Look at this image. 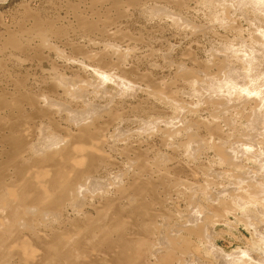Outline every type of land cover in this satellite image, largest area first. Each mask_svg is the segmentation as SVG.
<instances>
[{"label": "rangeland", "instance_id": "obj_1", "mask_svg": "<svg viewBox=\"0 0 264 264\" xmlns=\"http://www.w3.org/2000/svg\"><path fill=\"white\" fill-rule=\"evenodd\" d=\"M128 2L122 8L124 0H0V197L13 188L25 191L24 207L37 205L42 192L30 184V172L40 163L53 176L69 169L54 157L43 159L49 136L72 138L64 108L56 114L36 104L46 95L70 102L63 88L52 85L54 76L61 83L96 79L88 69L99 68L137 87L121 100L116 84L108 82L113 105L93 119L94 130H85L132 135L130 145L119 141L110 159L89 168L80 181L104 179L106 189L122 180L121 195L89 198L79 207L61 206L59 197L45 207L60 216V223L39 228L46 234L34 243L36 261L16 252V243L30 234L24 230L14 242L15 233L0 234V264H222L221 253L241 250L248 254H239L242 264H264V259L257 262L262 250L255 243L264 234L257 210H264V170L259 158L251 157L264 146V108L256 120V101L245 104L235 94L226 102L215 93L226 75L247 85L264 80V43L257 39L264 14L249 0H234V10L226 6L228 0ZM158 6L174 18L151 16ZM250 50L257 56L253 67L244 60L252 57ZM169 122H177L172 130ZM249 142L254 146L244 152ZM223 154L235 164H226ZM24 216L33 219L21 211L19 217ZM137 248L149 252L148 260L134 257ZM20 251L31 255L22 253V246ZM77 252L89 260L74 259Z\"/></svg>", "mask_w": 264, "mask_h": 264}, {"label": "bare ground", "instance_id": "obj_2", "mask_svg": "<svg viewBox=\"0 0 264 264\" xmlns=\"http://www.w3.org/2000/svg\"><path fill=\"white\" fill-rule=\"evenodd\" d=\"M124 1L125 3L122 6V8H125L129 3L128 1L130 0H124ZM249 1L250 4L251 3L253 4V8L255 10L260 11L264 14V0H249ZM228 2L230 4L226 6H230V8L234 10V0H228ZM113 3L111 7H113ZM243 3H247V1L246 2L244 1ZM157 14L158 17H160V19L168 18V16H172V12L167 7L165 8L164 6L155 7L154 11L150 13L151 16H155ZM165 14H167L168 16H166ZM172 18L174 17L172 16ZM261 26L263 29L261 31L259 30L260 34L257 39L261 42L263 41L262 43H264V24H262ZM256 48L259 49L260 53L261 52L263 53L262 46L258 45V47ZM250 54L252 55V57L250 56ZM248 55L250 57L248 58V56H245L244 60L250 63L251 65L250 67H253L252 62L256 60L257 56H255L256 54H254V50H250ZM70 62H74V60H70ZM76 63L80 64V66H84V62H76ZM86 68H90V66H86ZM88 70H92V72L96 74V79L87 76L86 79H78V81H75L73 83L68 78H65L64 82L61 83L62 80L60 78L58 79L57 75L54 76L53 79H51L53 86L61 87L64 89L65 95L70 101L69 103H60L57 100L53 99V97L47 95L43 96L42 100L36 102L38 107H41L42 109H46L49 112H54L56 114L60 110V108L61 109L64 108L63 110H65V114H64L65 121L68 123L69 121H71V123H69L71 124L72 127V130H70L71 132L70 137L73 138V136H75V139H77V141L75 143H72V138H69L67 140L65 139L57 140L56 137L51 138L49 136L47 141L45 142L46 147L44 148V152H43L44 160H47V158L50 157H54L59 162V164L61 165L67 164L69 166V169L65 170L63 173L55 174L53 176L48 174V171L45 169L44 164L40 163L36 166L34 170L30 172V175L28 176L30 184L32 185V187L36 189H40L42 192V196L37 200L38 202L37 205L24 207L22 204L26 195L25 191L21 190L20 192H17L13 190V188L8 189L7 193H5L3 196L0 197V216H3V219H0V234L11 237L15 233L16 234L15 237L12 238V242H14L15 240H19L23 238L24 230H28L30 232L28 236L23 238L19 243H16L15 245L17 254L22 256L26 261L33 262L36 261L37 259V257H35V253L37 252V250L34 246V243L35 241L43 242L42 236L44 237L46 234L44 232H41L39 228L52 229L53 228L52 226L54 224L59 225L60 223V221L58 222L60 216H58L57 213L52 211L50 212L49 209L45 208L48 204L56 201L59 197H61V199L57 200L58 202H61V206L70 204L79 207L81 203H84L89 198H93V199L103 198V197L105 198V196L107 195L109 199H112L121 195L120 190L123 186L122 185L123 183H121L122 180L119 181V184L108 183L109 188L106 189L105 186L107 185V181L104 179L90 180L86 185H84L82 182L80 183V181L82 178L88 176L89 168L104 163L105 160L107 161L108 159H110L109 153L115 149L116 144L119 141L120 143H124V145H130L131 142L129 137L132 135L130 136L128 135L124 138H118L113 134L107 135L103 131H96L95 135L87 134L85 133V130L86 129L94 130V123L92 122L93 119L96 118L97 115H99L101 112H104V109L108 108L109 105H113V99L110 92L111 88L108 82L112 81L114 82V84H116V86L118 87V92H116V94L118 93L119 96L120 93L122 94L120 97L121 100H124L125 97H128L124 95L125 93L130 92V90L134 92V89L137 87H135L130 80L125 79L122 76H118L113 72L104 71L99 68H90ZM52 74L54 75L56 73L52 72ZM237 75L238 74H236V76ZM221 81L215 90L216 95L225 97L226 102L230 100V95H235V94L242 95L241 96L243 99L242 103L248 104L251 101H256L257 104L255 103V107L257 106L258 109H256V113L255 112L253 113V118L254 116L256 120H258V118H261L260 110L264 108L263 79L260 80V82L254 80L253 81L254 83H252L251 85H247L246 83H243L240 80H236L234 77L230 78V75H226L224 78L222 77ZM63 84H71L72 85L70 86L71 89L63 87ZM89 87L92 88H90L89 90ZM213 87H215V85ZM213 87H211L212 90ZM210 91L211 89L209 90V92ZM53 93H55V91ZM116 94H114V96H116ZM90 97L96 98L98 100L106 101L107 104L105 106H102L100 103L98 104L89 103ZM74 103H84L85 106L83 109L74 108L72 106V104ZM58 120H60L59 117ZM88 120H90V122H88ZM178 121L182 122L183 120L182 118L181 119L179 118ZM150 123H152V126H154L155 129H159V126L156 127L157 123L144 122L145 125H149ZM176 123L177 122L168 123L169 124L168 126H170V130L174 128L172 126H174ZM154 128H150V130H142V128H140V131L138 132H152ZM161 131L163 132L169 131V129L167 130L166 128L162 127ZM175 131H178V129L173 130V132ZM114 134H124V132H122V130H116ZM166 134L169 135V133L167 132ZM153 135L154 134H150L148 136H153ZM58 143L62 145H58ZM246 146L247 148L244 149V152L249 151L248 147H252L254 146V144L249 142L248 144H246ZM261 147L262 146H260L259 149L262 153H260V155L252 154L251 157L254 158L258 157L259 162H261L260 168L261 170H264V151L262 150L264 146L262 148ZM237 153L238 151H236L235 154H233L232 156L234 158H237L238 157ZM261 154H263V157H261ZM232 156L228 154H223L222 156H220V158L224 162H226V164L234 165L235 162L234 164L232 163L233 162ZM34 157L35 155L32 154L29 158H26L25 160L27 161ZM188 158L190 160V157ZM120 176H122V174H118L116 178L113 177L114 182H117L116 180H118ZM110 180H112V178ZM100 190H102L101 193H96V192H100ZM85 192H90V193L85 194ZM78 196L80 197L78 198ZM262 197L264 198V195ZM259 198L260 200H262L261 197ZM262 202L264 205V199L262 200ZM257 210L264 217V210L259 208H257ZM21 211L23 215L28 214L33 216L32 217L33 219L26 220L25 216L23 219H21L19 217V213H21ZM42 215H44V218H46L47 215V217H49L48 220L44 221L43 219H39V217ZM260 234L258 235L255 241V243L258 245V248L262 250L260 252L261 258L257 256L259 258L257 259V262L261 261V259H264L262 258L264 254V234L263 235L261 234L262 236ZM209 245L211 247H214V244H210V242ZM21 246H22V253L30 252L31 255L27 257L22 255L20 251ZM3 249H5L4 246ZM220 251L222 252V250ZM241 251L242 253H245V255H248L246 250H241ZM241 251L235 252L234 254L218 253L220 254L219 256L222 257V258L219 257L220 262H222V264H233V263L242 264V261L245 260L243 259L244 255L239 256ZM214 252L217 251L214 250ZM147 253L149 252H142L140 248H137L134 257L138 261H144L147 259ZM73 258L81 261L89 260L88 255L82 252H77V254L73 256ZM39 259L43 260L44 258L40 257Z\"/></svg>", "mask_w": 264, "mask_h": 264}]
</instances>
